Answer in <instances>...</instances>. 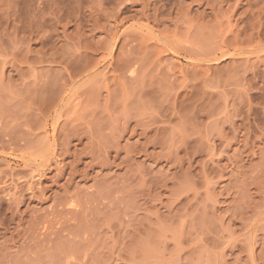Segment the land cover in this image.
Wrapping results in <instances>:
<instances>
[{"label": "rangeland", "instance_id": "rangeland-1", "mask_svg": "<svg viewBox=\"0 0 264 264\" xmlns=\"http://www.w3.org/2000/svg\"><path fill=\"white\" fill-rule=\"evenodd\" d=\"M0 264H264V0H0Z\"/></svg>", "mask_w": 264, "mask_h": 264}]
</instances>
